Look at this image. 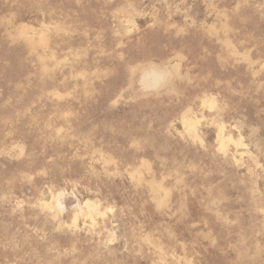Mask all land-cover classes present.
Segmentation results:
<instances>
[{
  "label": "rangeland",
  "instance_id": "rangeland-1",
  "mask_svg": "<svg viewBox=\"0 0 264 264\" xmlns=\"http://www.w3.org/2000/svg\"><path fill=\"white\" fill-rule=\"evenodd\" d=\"M0 264H264V0H0Z\"/></svg>",
  "mask_w": 264,
  "mask_h": 264
}]
</instances>
